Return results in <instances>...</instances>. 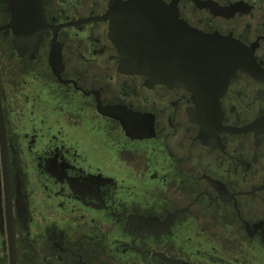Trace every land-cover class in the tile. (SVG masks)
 <instances>
[{"label":"flooded vegetation","instance_id":"1","mask_svg":"<svg viewBox=\"0 0 264 264\" xmlns=\"http://www.w3.org/2000/svg\"><path fill=\"white\" fill-rule=\"evenodd\" d=\"M113 1L0 29V264H264V0H163L242 45L217 92L122 71Z\"/></svg>","mask_w":264,"mask_h":264},{"label":"water","instance_id":"2","mask_svg":"<svg viewBox=\"0 0 264 264\" xmlns=\"http://www.w3.org/2000/svg\"><path fill=\"white\" fill-rule=\"evenodd\" d=\"M7 2L12 18L0 29H11L14 47L19 48L21 40L39 41L45 30L42 0ZM104 18L109 20V36L122 55L120 69L146 75L154 82L181 80L203 85L215 80L219 82L217 92L241 65L233 59L240 43L197 33L177 19V11L163 0L113 1ZM214 95L201 103L218 105L220 93Z\"/></svg>","mask_w":264,"mask_h":264}]
</instances>
